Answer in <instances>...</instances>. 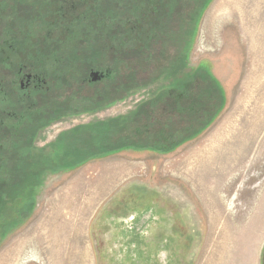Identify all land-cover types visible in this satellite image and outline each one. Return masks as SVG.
<instances>
[{
    "label": "rangeland",
    "instance_id": "rangeland-1",
    "mask_svg": "<svg viewBox=\"0 0 264 264\" xmlns=\"http://www.w3.org/2000/svg\"><path fill=\"white\" fill-rule=\"evenodd\" d=\"M94 1L0 0V44L15 49L0 56V264H264V0ZM160 4L148 45L114 34ZM72 16L75 30L110 26L68 41ZM63 45L76 63L21 109L8 62L40 65L42 48ZM107 64L115 88L86 83ZM193 89L214 111L202 129L188 101L146 132L158 95Z\"/></svg>",
    "mask_w": 264,
    "mask_h": 264
},
{
    "label": "flooded vegetation",
    "instance_id": "flooded-vegetation-1",
    "mask_svg": "<svg viewBox=\"0 0 264 264\" xmlns=\"http://www.w3.org/2000/svg\"><path fill=\"white\" fill-rule=\"evenodd\" d=\"M64 1H66V0H55L56 4H53V5L56 7L57 10H59L61 4H59L60 6H58L57 5L58 2L64 4ZM90 1H94V0H90ZM135 1L136 2H134V6H136V10H137L138 9V4H139L137 2L139 0H135ZM140 1H142L141 3H143V1L145 2V0H140ZM160 7H161V4L158 5V7L156 5L154 7L153 11H149V12L142 11L140 13V18H138V20H137L140 23V25L136 21V19H135L136 22L127 19L126 27H124L123 23H125L126 20L122 21V20H118L119 19L118 18L117 19L118 20L117 23L118 24H122V25H118V27L120 29V32L119 33H114V34L118 35V37L122 38V40L123 39L126 40L127 38H132V36H131L132 33L137 31V33H138L137 36L140 35L141 36L140 38H144V39H142L143 40L142 42L145 43V46L148 45L149 42H147V40L150 39L151 35H147V34L145 35L144 31L147 29L148 31H150V33L151 32L154 33V30L158 28V25H157L158 21L156 19H153V16H151V15H153L155 13V11L157 12V10H158V13L161 14L159 12V8ZM122 10H125V9H122ZM120 14H122V13H120ZM71 15H72V13H71ZM156 15H158V14H156ZM72 21H74L76 23L77 19H75L74 16H72V19L69 21V25H72ZM114 22L116 23V20ZM90 23H92V24H90L89 26H86V27H88V28L93 27V28H97V29L101 28V27H98V25L96 26V24H97L96 22H94V23L90 22ZM65 25L66 24L61 25V28L62 27L65 28L66 27ZM86 27H83V28H86ZM53 29L54 28L48 29V27H47L45 35H48L50 37L52 35V31L54 32ZM71 29L72 28H70V27L69 28H65L64 30H60V32L64 31V34L72 35V36H74V38H76V36H79L82 33V32H80L78 30H75V29H74V31H72ZM25 31L28 32L27 29ZM100 32L101 31H99V33ZM21 33L22 32L19 29L15 33H12V35H13L12 37L17 36V35H18V37H19V35H20V37L24 36V35H21ZM57 34H58V32H57ZM87 34H89V33H87ZM95 35L98 37V30H97V33H95ZM44 38L47 39L48 37H44ZM146 42H147V44H146ZM41 45H43V43ZM48 45H50V44H48ZM123 45L124 44H123V41H122L121 47ZM13 48L14 47L9 42V40H6V41L3 40L1 42V44H0V56L1 55L5 56L4 58H6L7 61H8L9 55H7V54H10L11 51H15V49H13ZM148 49L150 50V49H154V48H148ZM40 53L42 54L41 59L39 60V61H41V62H39L40 65H38L36 62H35L36 65H34L33 63H30L31 61L24 62V61H21V60H17V62H14V63L12 61L8 62V67L6 68V70L9 72L8 73V75H9L8 77H9L10 80H12V82H11V84H13L12 86H15L16 84H18V86H17L18 89H16L17 91H19V94H20V95L18 94V98H20V100L25 102L24 105H22L24 102L20 103L21 109H24L25 105H27L29 103H32V101L34 100L35 95L38 94V91H41L42 89H43V92L46 93L45 95L48 96L47 92L51 91L53 89V86L55 87L56 80H58V82L59 81L61 82V78L64 76V73H63V71L65 69L64 65L67 64V63L70 64V62H69L70 60L73 62V63H71V66H73L76 63V59H74V55L71 58L66 56L67 54H69V52H68L67 47H65V46H63V47L62 46L61 47L58 46V47H55V48L50 47V46L49 47L46 46L45 48H42L40 50ZM121 53H123V51ZM35 59H37V58H33V60H35ZM96 60L97 59L95 58V61ZM150 61H152V59H150ZM143 62H145V61H143ZM5 64L6 63L0 62V67H5ZM88 65H90V64H86L87 67H88ZM92 66H94V67L89 68L90 70H89L88 76H86V78H85V81H86L87 84L88 83L89 84H95V83H98V82H101V81L107 80V79L110 80V78L113 77L112 74H111L112 71L110 70V65H108V64L107 65H99L98 67L95 66V65H92ZM151 66H152L151 63L146 60V63H144V65L142 64L140 66V69L141 70H145L146 68L149 69V68H151ZM11 68H13V70ZM92 72H96L97 73L96 79H93L94 76H92V74H93ZM116 76L118 77V75H116ZM112 79H115L114 82L112 83L113 85H115L113 88H115L118 85V79L115 78V76ZM51 81L53 82L52 86H51ZM9 84H8V86L10 87ZM118 87L120 89H122L124 87V85H119ZM8 93H10V92H8ZM31 93H33L35 95L32 96ZM37 96L40 97L41 94L36 95V97ZM99 96L97 95V98H99ZM159 96L160 95H158L156 97V99H158L157 106L155 105V108L158 109L157 111H155L156 113L160 112V110L161 111L169 110L170 113L177 112V115L179 117V116H183L184 115V111H186V108L189 107L188 101L190 100V98L188 96H186L185 94H183V93L176 94V96H174V97H172L171 94H170V96H167V95H164V97L163 96L159 97ZM22 97H24V98H22ZM39 97H37V98H39ZM13 98L14 97H12V99ZM46 98H48V97H45V99L41 101L42 103L38 99L39 103L42 104V105H40L41 106V110H43L44 107L46 106V105L43 104L44 101H48V99H46ZM175 101L179 102L180 105L178 103L175 104ZM17 103L18 102H16L15 98H14L12 102L8 103V106H5V105H3V106H4V108L13 109V108H15V105ZM178 107L181 109V111H176V108H178ZM12 113H13L12 115H14V117L17 116L16 113H19L20 119H25L24 123H26L25 121H27L28 117H25V116L27 114H25V116L24 115H20V111L19 110H17V112L15 111V112H12ZM149 113H150V109H149ZM38 114H39L38 112L35 113V115H38ZM42 116H43V114H42ZM188 116H189V114H188ZM182 120H185V119H182ZM189 122L190 121H188V123ZM21 124L22 123L20 122V126H19V129H17V131H18L17 133H18V135H22L23 134L24 138H25L27 133L26 132L22 133ZM163 126L165 127V124H163ZM182 129H184V128H182ZM147 131L150 134L154 133L152 127H150L148 130H146V132ZM9 134H7V135L11 137V135H9ZM166 134H167L166 130H164L163 133H161V135L164 138H166V136H165ZM17 137L18 136L13 137V139L16 140Z\"/></svg>",
    "mask_w": 264,
    "mask_h": 264
},
{
    "label": "trees",
    "instance_id": "trees-1",
    "mask_svg": "<svg viewBox=\"0 0 264 264\" xmlns=\"http://www.w3.org/2000/svg\"><path fill=\"white\" fill-rule=\"evenodd\" d=\"M114 17H112V19H113ZM111 19V26H113L114 27V24H116L114 21L115 20H112ZM97 24H96V26L98 25V27H101V26H104V25H108V23H106V22H96ZM66 24V27H70V28H72L71 30L72 31H74V29H75V27H74V24H75V22L74 21H72V25H69V22H66L65 23ZM108 26H110V25H108ZM68 27V28H69ZM85 27V26H84ZM83 29H85V28H81V29H79L78 31H80V32H82V33H84L83 34V36L81 37V38H83L84 36H85V34H87L88 32H86V30H83ZM94 29V28H93ZM95 29H97V28H95ZM97 30H99V29H97ZM81 33V34H82ZM80 34V35H81ZM79 35V36H80ZM77 37V36H76ZM113 37H117V36H113ZM13 38H15V39H19L18 38V36H14ZM74 39V36H72V35H69L68 36V41H71V39ZM63 46H65V45H63ZM62 46V47H63ZM34 48H36V49H38V47L37 46H35ZM38 53V52H37ZM101 63H103V62H101ZM100 64V63H99ZM66 66V65H65ZM131 68H132V70H134V67L133 66H130ZM136 68V67H135ZM193 76H197V75H192L191 77L193 78ZM203 76V78L205 79L206 77H205V75H202ZM130 78V77H129ZM119 79H122V77H120V78H118V80ZM127 84V83H126ZM126 84H120V85H126ZM137 84V83H136ZM196 87H194V89H195ZM207 88H208V84H207ZM194 89H193V91H194ZM197 91V90H196ZM197 93H198V91H197ZM195 91L194 92H192V94H191V97H190V100H189V103L191 104V106H190V110H191V112H190V114H189V117H192L191 118V122H192V124H193V126L194 125H199V127L198 128H200V129H202L206 124L204 123V125L203 124H201V122L202 121H200L201 119H203V118H205V117H209V116H211L212 114H213V112L214 111H212V110H210V111H207V112H200V111H202V107L200 106V102L198 101V103L195 105V101H196V99L198 98V97H200V96H203V93H201V92H199L198 94H197ZM206 93H207V97H210V96H214V94L211 92V93H209V90H206ZM178 101V100H177ZM175 102V104H179L180 105V103L179 102ZM210 109V108H209ZM156 111L158 110V109H155ZM151 112H150V115H149V113H148V122H150L151 123V125H149L150 127H153V126H155V124H156V121H161L162 119H166V118H168V116L170 115V112H169V110H166V111H161V112H155V111H153V110H150ZM176 111H181V109L178 107V108H176ZM155 112V113H154ZM209 112H211V115H208L209 114ZM155 114V116H152L151 114ZM202 114H204V116L202 117ZM202 117V118H201ZM150 118H152V120L150 119ZM158 119V120H157ZM209 120H211V118L209 119ZM190 121V120H189ZM206 121H207V119H206ZM20 122L21 123H23V119H20V116L19 117H16L15 118V124H16V126H20ZM163 123V122H162ZM164 124V123H163ZM163 124H162V126H163ZM192 131H195V130H192ZM191 132V131H190ZM197 132H193L191 135L193 136L194 134H196ZM114 134H116V133H114ZM123 138V137H122ZM123 139H126V140H128V137H126V138H123ZM122 139V140H123ZM116 143V141L114 142V144ZM2 147V146H1ZM26 171V170H25ZM23 175H25V174H23ZM26 175H28V173L26 174ZM28 177V176H27ZM9 180H7V182H8ZM4 185V183H2V186ZM1 187V186H0ZM5 190V189H4ZM8 191V190H7Z\"/></svg>",
    "mask_w": 264,
    "mask_h": 264
},
{
    "label": "water",
    "instance_id": "water-1",
    "mask_svg": "<svg viewBox=\"0 0 264 264\" xmlns=\"http://www.w3.org/2000/svg\"><path fill=\"white\" fill-rule=\"evenodd\" d=\"M92 76H94V78H93V79H96V77H97V73H96V72H94V73L92 74Z\"/></svg>",
    "mask_w": 264,
    "mask_h": 264
}]
</instances>
